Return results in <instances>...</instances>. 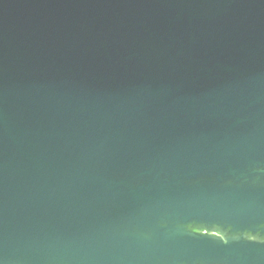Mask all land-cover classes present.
Segmentation results:
<instances>
[{
	"label": "water",
	"instance_id": "water-1",
	"mask_svg": "<svg viewBox=\"0 0 264 264\" xmlns=\"http://www.w3.org/2000/svg\"><path fill=\"white\" fill-rule=\"evenodd\" d=\"M0 264H264V0H0Z\"/></svg>",
	"mask_w": 264,
	"mask_h": 264
}]
</instances>
